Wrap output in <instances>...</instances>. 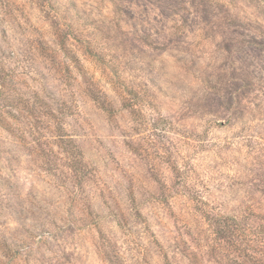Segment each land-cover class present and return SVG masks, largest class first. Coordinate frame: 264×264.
<instances>
[{
    "label": "clouds",
    "instance_id": "clouds-1",
    "mask_svg": "<svg viewBox=\"0 0 264 264\" xmlns=\"http://www.w3.org/2000/svg\"><path fill=\"white\" fill-rule=\"evenodd\" d=\"M0 264H264V0H0Z\"/></svg>",
    "mask_w": 264,
    "mask_h": 264
}]
</instances>
